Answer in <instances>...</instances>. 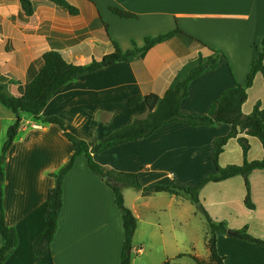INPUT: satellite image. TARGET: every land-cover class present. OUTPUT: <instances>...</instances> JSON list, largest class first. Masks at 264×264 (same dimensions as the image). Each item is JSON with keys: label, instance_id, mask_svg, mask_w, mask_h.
<instances>
[{"label": "crops", "instance_id": "crops-1", "mask_svg": "<svg viewBox=\"0 0 264 264\" xmlns=\"http://www.w3.org/2000/svg\"><path fill=\"white\" fill-rule=\"evenodd\" d=\"M31 1L33 15L24 20L20 0H0V86L13 96L37 77L47 52L58 51L70 64L88 65L113 54L114 42L126 52L134 45L142 48L146 38L182 32L146 53L63 86L40 119L21 113L18 135L6 154L5 220L16 229L19 244L4 264H119L125 241L122 214L113 190L91 171L85 154L77 156L64 179L63 209L54 241L40 257L34 256L32 245L44 229L48 193L56 183L52 175L78 152L59 126L44 120L62 119L69 132L94 147L136 119L147 117L146 102L131 107V99L162 98L201 61L218 57L217 68L195 79L181 104L184 115H207L225 90L245 83L262 49L264 0H66L78 15L50 0ZM112 7L137 17L122 19L111 12ZM258 103L264 108L261 73L248 89L243 113L250 115ZM15 121V114L0 105V136ZM231 129L222 123L192 127L175 122L147 139L93 154V158L107 170L137 173L144 186L169 182L197 186L216 174L215 140ZM240 136L251 145L248 160H262L259 139ZM243 162L242 148L233 138L219 165L225 168ZM250 186L255 209L245 205L242 176L204 185L198 199L214 223H223L229 231L246 228L251 237L264 242V170L253 171ZM124 198L138 220L132 264L136 263L134 255H145L148 247L160 250V244L179 241L187 224L189 199L165 192L151 196L139 192L130 203ZM2 245L0 235V249ZM217 249L225 264H264L263 248L228 233L218 234Z\"/></svg>", "mask_w": 264, "mask_h": 264}, {"label": "trees", "instance_id": "trees-1", "mask_svg": "<svg viewBox=\"0 0 264 264\" xmlns=\"http://www.w3.org/2000/svg\"><path fill=\"white\" fill-rule=\"evenodd\" d=\"M55 4L68 10L72 15H78V10L70 5L66 0H50ZM123 2L125 0H115ZM23 12L20 17L24 20L33 15V5L31 0H20ZM111 12L122 19H135L137 16L112 7ZM182 33L174 31L166 35L149 37L145 40V45L123 52L114 42L115 52L105 56L101 61L94 60L88 65H74L67 63L58 51H50L43 56V67L37 77L18 89L19 95L13 96L6 91L5 86H0V105L10 109L16 116L15 123L8 129L7 140L3 145L0 156V235L3 239V245L0 249V264H4L19 244L18 234L15 228L9 227L5 220L4 206V184L5 171L4 165L6 154L15 141L20 124L21 113L32 114L36 119H40V114L50 99L63 86L89 73L96 72L104 67L117 62L127 61L131 57L148 52L157 44L169 40L174 35ZM214 53V50H211ZM218 66V57H211L206 63L200 64L193 69L184 80L178 82L174 89L168 90L160 98L156 95H149L144 98H133L129 101V106L136 107L142 101H145L149 113L144 119H136L133 123L122 127L94 147H90L85 141L77 138L66 128L65 122L58 117H50L44 121L49 124L59 126L65 133L68 140L78 149V152L69 160V162L56 174L55 186L48 193L47 211L45 214V225L42 233L34 240L32 249L35 257H40L46 250H49L58 230L59 216L63 209V183L65 177L73 169L77 156L85 154L88 159V166L91 171L100 179L105 181L104 176L111 177L117 184L105 183L113 190L115 194V203L122 214L123 227L125 231V241L123 243L121 258L119 264H132L133 238L137 230V218L125 204L123 190L132 188L141 192L143 196H151L156 193H169L181 198H188L206 217L209 227V238L206 240L207 248L210 252L209 260H203L195 255L188 256L196 264H225V257H221L217 249V236L220 233L227 234L228 228L223 224L214 223L203 209L198 199V190L204 185L214 182L218 183L235 176H242L245 181L247 195L245 205L249 209H255L251 200L250 175L255 170H264V158L262 160L249 161L248 154L251 149L248 138L240 136L245 134L249 137H256L262 143L264 149V108L260 103L256 104L250 115H245L242 111L243 105L248 99V89L254 84L257 74L264 76V38L262 49L252 63L251 70L243 85L237 84L235 87L225 90L220 98L216 100L207 115L187 116L181 112L182 101L189 95V86L197 78L208 71L216 69ZM175 122H180L192 127H209L215 124H226L232 127L231 132L224 137L215 140L214 163L217 172L205 178L200 184L193 187L178 185L175 182L168 184L144 186L137 173L117 172L107 170L95 162L93 154L104 152L113 147L129 143L138 142L152 136L160 128ZM237 138L243 151L244 162L242 165H229L225 168L220 167L219 158L223 154L228 142ZM232 237L257 244L264 249V242L251 237L247 229L241 231H232Z\"/></svg>", "mask_w": 264, "mask_h": 264}, {"label": "rangeland", "instance_id": "rangeland-1", "mask_svg": "<svg viewBox=\"0 0 264 264\" xmlns=\"http://www.w3.org/2000/svg\"><path fill=\"white\" fill-rule=\"evenodd\" d=\"M6 140L7 132L0 136V155ZM137 193L139 192L132 188H125L123 190L127 203H130V200ZM186 208L187 224L180 232L182 236L179 241L177 243L166 242L160 244V250L149 249L148 247L145 255H134L136 257L135 264H196L188 256L179 257L180 255L189 254L198 256L203 260L208 258L210 252L207 248L206 240L210 236L207 220L202 214L199 215L200 211L191 202L187 203ZM193 211H196L198 215L194 216L192 214Z\"/></svg>", "mask_w": 264, "mask_h": 264}, {"label": "water", "instance_id": "water-1", "mask_svg": "<svg viewBox=\"0 0 264 264\" xmlns=\"http://www.w3.org/2000/svg\"><path fill=\"white\" fill-rule=\"evenodd\" d=\"M104 179L107 183L112 184V185H116L117 183L109 176H104ZM229 235H233L232 231H228Z\"/></svg>", "mask_w": 264, "mask_h": 264}]
</instances>
